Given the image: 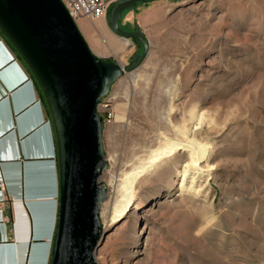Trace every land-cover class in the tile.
I'll return each mask as SVG.
<instances>
[{
    "label": "rangeland",
    "instance_id": "rangeland-1",
    "mask_svg": "<svg viewBox=\"0 0 264 264\" xmlns=\"http://www.w3.org/2000/svg\"><path fill=\"white\" fill-rule=\"evenodd\" d=\"M78 20L99 57L127 66L142 53L134 39L121 50L110 16L94 30L101 47ZM167 24L103 98L109 110L98 108L108 167L99 178L107 198L97 263L125 264L129 249L131 264H264V0H185ZM109 44L119 53H104ZM175 142H194L199 160L188 148L147 167L129 213L113 224L133 168Z\"/></svg>",
    "mask_w": 264,
    "mask_h": 264
},
{
    "label": "water",
    "instance_id": "water-1",
    "mask_svg": "<svg viewBox=\"0 0 264 264\" xmlns=\"http://www.w3.org/2000/svg\"><path fill=\"white\" fill-rule=\"evenodd\" d=\"M145 1L123 0L110 11L113 33L143 45L138 59L125 66L93 53L61 0H0V31L31 70L55 127L60 192L48 264H99L95 254L104 237L100 209L107 198L99 178L108 163L98 108L112 85L135 71L149 53L143 32L120 26L123 11Z\"/></svg>",
    "mask_w": 264,
    "mask_h": 264
},
{
    "label": "crops",
    "instance_id": "crops-1",
    "mask_svg": "<svg viewBox=\"0 0 264 264\" xmlns=\"http://www.w3.org/2000/svg\"><path fill=\"white\" fill-rule=\"evenodd\" d=\"M184 1L140 2L124 11L120 22L150 40L152 32L168 30L169 18ZM107 13L78 20L100 47L94 30L107 25ZM7 42L0 31V264H48L60 192L55 127L35 77ZM120 46L129 49V41L121 39ZM102 48L119 53L111 44Z\"/></svg>",
    "mask_w": 264,
    "mask_h": 264
},
{
    "label": "bare ground",
    "instance_id": "bare-ground-1",
    "mask_svg": "<svg viewBox=\"0 0 264 264\" xmlns=\"http://www.w3.org/2000/svg\"><path fill=\"white\" fill-rule=\"evenodd\" d=\"M188 148H190L191 150L190 154H192L194 161L197 162L200 158L198 154L199 147H197V145L194 142H191V144H188V145L175 142L171 144L170 146H168L167 148H162V149H158L154 151V153L150 155L151 157L148 162L143 163L142 165H138L135 168H133L132 172L130 173L128 177L127 182H125L126 184L123 186L124 188L123 192L121 194H118L120 197H118L119 199L115 202V205L113 208L114 216L111 222L113 224L120 223V221H123L124 218L129 213V210H130L129 208L134 202V196H132V194H133V185H134L133 182L135 181L136 177L143 174L146 171L147 167L153 166V164H155L161 158L167 156V154L172 153L174 151H178V150H185ZM137 223H138L137 217H134L133 220H131L130 222V229H129L130 233H136ZM140 241H141V235L138 234V236L130 238L129 245L131 247L137 246L140 244ZM132 255H133V252H131L129 249H123L120 253V256L126 259L124 260L125 264H131L129 260H131ZM134 255H137V253L135 252Z\"/></svg>",
    "mask_w": 264,
    "mask_h": 264
},
{
    "label": "built area",
    "instance_id": "built-area-1",
    "mask_svg": "<svg viewBox=\"0 0 264 264\" xmlns=\"http://www.w3.org/2000/svg\"><path fill=\"white\" fill-rule=\"evenodd\" d=\"M70 15L78 20L80 18H89L91 20H97L102 17L107 16L109 12L116 4L122 2L123 0H61ZM109 101H104L102 99L99 104L106 110H109ZM112 113L108 112V117L110 119Z\"/></svg>",
    "mask_w": 264,
    "mask_h": 264
},
{
    "label": "trees",
    "instance_id": "trees-1",
    "mask_svg": "<svg viewBox=\"0 0 264 264\" xmlns=\"http://www.w3.org/2000/svg\"><path fill=\"white\" fill-rule=\"evenodd\" d=\"M112 9H113V8H112ZM112 9H111V11H112ZM109 13H110V11H109ZM110 14H111V13H110ZM2 35H3V33H2ZM3 37L5 38L4 35H3ZM5 40L8 41L7 43H9V44L12 46V48L16 51L17 56H19V53L17 52V50L15 49V47L10 43V41H9L7 38H5ZM134 41L139 43V41L136 40V39H134ZM19 57L22 59L21 56H19ZM22 60H23V59H22ZM37 84H38V83H37ZM38 86H39V84H38ZM39 90H40V93H39V94H41V96H42V98H43V100H44V102H45V104H46V107H47L48 105H47L46 99H45V97H44V94H42L43 92H42L40 86H39ZM47 111H48L49 116L52 117V116H51V111H50L49 107H47Z\"/></svg>",
    "mask_w": 264,
    "mask_h": 264
}]
</instances>
